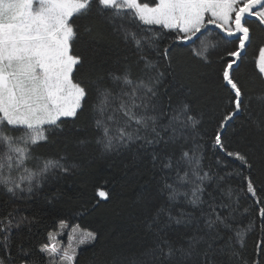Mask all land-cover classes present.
I'll use <instances>...</instances> for the list:
<instances>
[{"label":"snow or ice","instance_id":"snow-or-ice-1","mask_svg":"<svg viewBox=\"0 0 264 264\" xmlns=\"http://www.w3.org/2000/svg\"><path fill=\"white\" fill-rule=\"evenodd\" d=\"M105 29L139 56L119 73L97 76L89 87L75 78L88 61L74 47L82 38L102 39ZM163 30L184 46L215 33L225 42L215 52L216 66L204 55L207 47L194 53L196 68L174 61L170 49L163 50L161 63L154 62L145 42L151 48ZM257 31L264 34V0H0V190L13 197L32 193L53 170L69 172L63 157L43 158L37 171L27 164L41 160L35 152L48 142L50 129L62 131L66 118L78 120L92 100L95 143L103 154L134 148L133 161L147 156L159 176L145 224L154 243L132 264H253L241 251L244 233L235 228L234 214L243 192L264 220V46H258L255 63L262 87L246 92L237 78ZM191 96L208 104L227 100L230 106L212 134L217 171L202 165L201 146L193 139L200 120L192 114ZM242 110L258 136L248 138V152L226 143V130ZM234 161L240 170L229 171ZM97 194L109 198L105 191ZM13 224L12 213L0 220V248L6 253L0 264H11ZM78 229L73 226V232ZM68 239L62 247L49 233L39 248L40 264H79L78 246L97 236L81 232L76 247L72 233ZM257 249L264 255V240ZM19 250L30 255L22 245Z\"/></svg>","mask_w":264,"mask_h":264},{"label":"trees","instance_id":"trees-1","mask_svg":"<svg viewBox=\"0 0 264 264\" xmlns=\"http://www.w3.org/2000/svg\"><path fill=\"white\" fill-rule=\"evenodd\" d=\"M99 23V21H97ZM264 34L257 31L253 46L247 50L244 64L237 73L238 80L244 85L246 92L258 91L262 85L256 76L255 63L258 58V46ZM215 46V47H213ZM225 42L215 33L203 36L190 46H184L175 40V34L163 30L152 42V47L145 42L146 53L154 62L161 63L164 49H170L174 61L190 63L194 68L199 66V58L195 52L207 47L204 55L216 66L218 58L215 52L221 50ZM231 47L229 43L227 45ZM74 53H82L88 63L83 71L75 74V78L91 87L97 76H107L117 72L126 62L134 61L139 53L131 45H125L118 36L105 29L102 39L82 38L74 47ZM163 70V69H161ZM193 115L200 120L198 134L193 133L203 156L204 170L209 167L217 171L216 159L219 155L213 146L212 134L217 123L229 108L227 100H216L208 104L196 96L189 97ZM75 122L66 118L63 130H49L47 143L36 149L35 155L41 160L29 161L27 167L37 171V164L43 158L59 159L70 169L65 173L59 169L48 173L40 181V186L32 193L27 191L13 197L0 190V220L12 213L14 224L9 236V251L12 253L11 264H40L39 248L48 242L49 233H54L66 221L68 229L78 225L82 231L94 232L97 239L79 251V264H132L140 259L141 254L150 248L153 236L146 229V221L152 203L155 202L156 181L159 176L151 168L147 156L133 161L135 149L103 154L95 143L97 131L91 118L89 105ZM167 103V98H164ZM248 101L245 99V105ZM19 133H17L18 135ZM228 145L231 150L250 151L248 138L258 139L257 133L251 128L248 112L242 110L226 130ZM83 141V143H81ZM230 159V158H229ZM229 171L240 170V162L229 164ZM239 184L236 178L232 182L235 188ZM27 187V184L23 185ZM99 191L109 194L107 200L98 196ZM264 196V193H260ZM248 211L245 212L244 210ZM259 206L249 196L240 193L239 210L235 228L244 233V248L241 251L253 264H264V255L260 254L257 244L264 240V220L258 214ZM16 226L15 221H21ZM30 253L25 257L20 246ZM239 247V245H237ZM6 253L0 248V258ZM5 264H9L5 260Z\"/></svg>","mask_w":264,"mask_h":264},{"label":"rangeland","instance_id":"rangeland-1","mask_svg":"<svg viewBox=\"0 0 264 264\" xmlns=\"http://www.w3.org/2000/svg\"><path fill=\"white\" fill-rule=\"evenodd\" d=\"M257 60H258V58H257ZM257 60H256V61H257ZM81 232H83V231L80 230V229H78L77 231L73 232V229H72V230H69L68 227L65 228V227H63V225H60V226L58 227V230H57L56 232L52 233V234L56 237V241H58L59 244H60L62 247H67L68 244H69L68 234H69V233H72L73 236L75 237V239L72 241V245H73V247H76L77 244H78V240L81 238ZM61 233H63V234L61 235ZM91 243H92V242L87 243V244H84V245H79V246H78V249H77L78 252H79L82 248H84V247L90 245Z\"/></svg>","mask_w":264,"mask_h":264}]
</instances>
